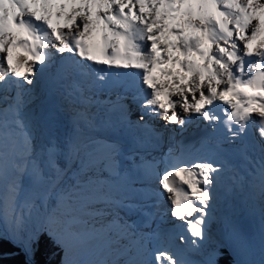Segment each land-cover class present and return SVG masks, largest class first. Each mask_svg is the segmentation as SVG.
<instances>
[{
    "label": "snow or ice",
    "instance_id": "obj_1",
    "mask_svg": "<svg viewBox=\"0 0 264 264\" xmlns=\"http://www.w3.org/2000/svg\"><path fill=\"white\" fill-rule=\"evenodd\" d=\"M69 6L71 10L65 11ZM53 16L57 23H53ZM95 32L99 33L98 41L86 39ZM170 33L176 39L162 44L160 38ZM17 46L25 50V57L22 59L17 54L14 63ZM50 48L59 54H78L93 66H106L96 73L102 84L113 69L119 75L140 78L137 85L140 91L133 99L142 110L136 123L144 129H149L145 115L159 117L165 126L174 124L181 129L190 119L198 117L213 128L221 124L226 132L224 140L234 144L242 142L249 124L255 123L262 142L258 145L261 155L250 162L264 194L262 0H0V53L5 54L7 65H0V83L15 84L18 89L24 84L33 85L36 74L50 60L47 51ZM197 54L203 63L194 59ZM158 68L167 80L156 75ZM111 87L127 88L122 81L113 82ZM74 89L77 124L93 123L95 117L89 111L93 105L103 106L110 113L117 112L121 122L127 121L123 95L117 94L114 100H100L86 95L79 85H74ZM173 96L177 99H172ZM218 102L223 105V119L215 111ZM25 103L20 91L11 102L8 96L0 97V105H4L0 107V185L6 187L0 199L4 204L15 200L18 184L16 179L9 182L13 173L25 174L29 180L26 215L15 209L9 213L0 205V264L5 261L38 264L37 254L48 241L64 252L60 264H77L71 258L74 246L84 247L89 243L93 231L89 228L90 218L102 215L93 211L94 204L113 199L111 191L103 190L104 179L92 169L111 168L114 179L127 182V174L121 173L117 159L121 148L116 142L84 143L78 136L73 137L65 145V162L70 166L79 160V167L74 173V183L63 182L66 169L59 166L57 157L61 148L54 134L34 154L37 128H43L44 136L54 132V125L48 117L23 115ZM13 132L22 138V152L8 151L7 140ZM245 148L237 151L247 160ZM138 167L146 175H155L157 192L167 195L171 217L187 233L181 234L179 240L196 248L203 247L209 239L207 225L217 199L216 185L227 170L226 161H181L163 171L154 170L153 161H142ZM129 229L127 223L119 225L124 237L129 235ZM131 235L132 246L138 251L146 250L141 243L144 237ZM232 235L238 236L235 229ZM222 247H211L202 264H218L224 255ZM130 250L126 248L125 254ZM125 264L150 262L130 257ZM151 264L188 262L167 248H157Z\"/></svg>",
    "mask_w": 264,
    "mask_h": 264
},
{
    "label": "bare ground",
    "instance_id": "obj_2",
    "mask_svg": "<svg viewBox=\"0 0 264 264\" xmlns=\"http://www.w3.org/2000/svg\"><path fill=\"white\" fill-rule=\"evenodd\" d=\"M70 10L71 6L65 9V11ZM133 11H136V9H133ZM53 23H57L55 16H53ZM59 23H64L63 19ZM169 23L174 22L169 21ZM86 39L90 42L93 40L98 41L100 39L99 33L95 32L91 38ZM160 39L163 44L166 40H175L176 36L174 33H170ZM47 51L50 60L43 71L36 74L33 85L24 84L22 88L18 89L15 84H11L9 86L12 91H8V85L3 83L0 85V94L8 96L9 102L15 98L17 91L23 94V100L26 102L22 109L23 115L32 114L34 116L48 117L54 125V132L49 131L48 135L44 136L41 135L43 128H37L36 139L33 141L34 154L35 151L39 150L41 144H47L49 136L54 134L61 148V153L57 157L59 166L62 169H66L63 175V182L72 184L75 182L74 173L79 167V160L71 163L70 166L66 165L64 155L66 142L76 136L84 143L93 140L100 143L116 142L121 148V153L117 157L120 171L123 174H127L128 177L126 182L123 179H114L111 168L104 170L97 166L92 169L96 175L104 179L103 190L111 191L113 199L108 203L94 204L93 211L100 212L102 215H95L90 218L89 228L93 230L92 239L84 247L74 246L73 253L78 251L79 254L82 253L84 255L83 259H86L94 251L95 264H98V262H101V264H105V262L106 264H125V261L130 257L135 258L137 261H149L151 264L153 254L157 248H167L168 251L177 253L188 264H202L205 254L212 246L211 240H213V233H215L216 237L223 239L229 245L238 259H248L252 264H263L264 195L261 189L259 190L260 180L255 174L252 163L254 162V157L259 158L261 155L258 145L262 142L255 131L253 133V136L255 134V141L257 140L255 147L248 149L249 145L254 142L248 137L242 141L247 148L245 150L247 151L246 154L253 152V155L247 160L243 156L240 167L235 166L234 148L229 149L227 152L218 151L216 153L214 159L226 161L227 170L221 174L216 185L215 194L217 199L209 217V222L212 221L210 232L207 233L209 239L201 248L193 247L190 243H182L179 240V236L181 234L187 235V233L184 232L181 223L171 217V205L167 195L157 192L159 185L155 175H146L144 169L138 167L142 164V161H153L154 170L156 171H163L166 167H169L168 164L164 163L166 156V150L164 151V149L168 147V152L171 151L172 141L170 137H172L175 128L173 124L165 126L164 120L159 117L145 115V121H147L149 129L139 126V131H136L138 125L128 117V112L136 110L138 114L134 115L139 120L142 110L139 107V102L133 99L132 94L136 91L137 85L140 84V78L122 75L120 81L127 88H113L111 87L112 84H102L96 79L97 71L106 68V66H93L91 62L86 61L78 54L74 56L68 53L59 54L55 49L51 48ZM17 54L23 59L25 50L21 46H17L14 49V63ZM4 55L0 53V65L6 67V61L3 59ZM194 59L203 63L198 54ZM56 70H65L67 77L55 87L51 86L50 80L48 81L47 79L48 75L52 73L58 77L60 72ZM117 71L113 69L108 74L119 75ZM177 71H180V69L177 68ZM183 71H187V69H183ZM83 73H87V75ZM100 74L103 75L104 73L101 71ZM156 75L162 80L168 79L167 76H164L159 71V68ZM74 85H79L80 88L84 89L86 95H96L105 92L110 94L109 98L116 97L117 94L123 95L125 97L124 103L127 105V121L121 122L119 114L114 117H107L105 121H101L99 120L100 116L96 113L95 106H91L89 111L95 117L93 123L91 125L77 124L74 121V109L78 107L75 103L76 93ZM69 93H72V95H69ZM44 94H48V103L45 109L41 106ZM189 98H191V94H189ZM172 99L175 100L177 97L173 96ZM177 111H180V109L177 108ZM195 118L193 117L190 121ZM252 124H254L256 129L255 123H251L249 126ZM152 131L155 133L161 132L160 139H158L161 148L158 151L153 149V146L156 145V138L150 139L149 136ZM134 143L137 144L135 149L132 146ZM7 144L10 152H22L24 149L22 138L17 136L15 132L8 138ZM43 159L41 157V163ZM13 179H16L18 184L16 198L6 204L0 199V205H4V210L9 213L15 209L17 213L26 215L28 212L26 207V193L29 189L28 177L25 174L13 173L9 177V182ZM256 191L258 193L254 196ZM5 193L6 187L0 185V197L4 196ZM247 203L249 208L244 207ZM129 205H132V207H129ZM142 212H146L145 216L141 215ZM116 215H120V217L116 218ZM247 218L253 221V226L248 224V220L245 221ZM123 223H127L130 226L129 235L125 238L119 237L114 232L117 228L119 231V225ZM109 229L112 231L109 232ZM233 229L238 233V236L232 235ZM131 233L144 237L141 243L146 250L138 251L136 247L132 246L134 238ZM128 238L131 242L127 241ZM251 239L253 248L249 247ZM129 247L131 250L125 254V249ZM239 250L241 251L240 253ZM256 257L257 262L255 261Z\"/></svg>",
    "mask_w": 264,
    "mask_h": 264
},
{
    "label": "rangeland",
    "instance_id": "obj_3",
    "mask_svg": "<svg viewBox=\"0 0 264 264\" xmlns=\"http://www.w3.org/2000/svg\"><path fill=\"white\" fill-rule=\"evenodd\" d=\"M262 2H264V0H262ZM132 113H134L135 115L136 114H138V112L137 111H135V112H132ZM132 116H134V115H132ZM133 118V117H132ZM134 119H135V117H134ZM159 121V120H158ZM66 141V140H65ZM261 188H260V186H259V190H260ZM258 191V190H257ZM256 191V193L254 192V196L258 193ZM264 195V194H263ZM245 208H249V204L247 203V204H245V206H244ZM117 217H120V215H116V218ZM217 217V216H216ZM248 220V224H250L251 226H253V221L250 219V218H247L245 221H247ZM210 223V224H209ZM208 223V225H207V228H208V232H210L209 231V229H210V227L212 226V221H210ZM114 230H115V227H114ZM118 228L114 231V232H116L117 234H119V233H121V235L123 234L122 232H120V231H118ZM207 232V233H208ZM213 240H211L212 241V246L211 247H214V246H216V245H223V247H226V249L228 250V252L231 254V257H232V261H233V263L234 264H252L250 261H248V259H242V260H240V259H238L236 256H235V253H234V251H232L231 250V248L229 247V245L228 244H226V242L223 240V239H221V238H219V237H216V234L215 233H213ZM119 237H121L120 235H119ZM122 237H124V235L122 236ZM127 237V236H126ZM129 237V236H128ZM125 238V237H124ZM127 241H130L131 242V240L128 238L127 239ZM249 242H250V237H249ZM250 248H253V245H252V239H251V243H250V246H249ZM76 252H77V254H76ZM241 251L239 250V253H240ZM94 251H92V253H90V255L88 256V258H86V259H83L84 257V255L81 253V254H79L78 253V251H75L73 254H72V259H74L76 262H77V264H80V262L81 261H83V262H85V264H95V262H96V259H95V257H94ZM255 261L257 262V257L255 258ZM255 262V263H256ZM259 262V261H258ZM263 264H264V260H263Z\"/></svg>",
    "mask_w": 264,
    "mask_h": 264
},
{
    "label": "trees",
    "instance_id": "obj_4",
    "mask_svg": "<svg viewBox=\"0 0 264 264\" xmlns=\"http://www.w3.org/2000/svg\"><path fill=\"white\" fill-rule=\"evenodd\" d=\"M224 255L222 258L219 259L218 264H233L231 257L229 254L222 249ZM63 258V251L59 248L54 246L51 241H48L44 247L41 248L40 252L37 254V261L38 264H60L61 259ZM4 264H12L11 261H5Z\"/></svg>",
    "mask_w": 264,
    "mask_h": 264
}]
</instances>
